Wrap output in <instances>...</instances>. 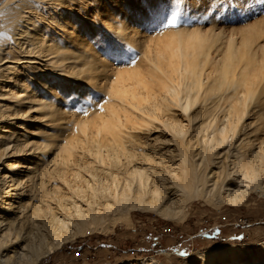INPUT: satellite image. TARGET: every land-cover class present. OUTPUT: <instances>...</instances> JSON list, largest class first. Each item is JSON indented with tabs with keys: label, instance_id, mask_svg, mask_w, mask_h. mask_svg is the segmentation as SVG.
<instances>
[{
	"label": "rangeland",
	"instance_id": "rangeland-1",
	"mask_svg": "<svg viewBox=\"0 0 264 264\" xmlns=\"http://www.w3.org/2000/svg\"><path fill=\"white\" fill-rule=\"evenodd\" d=\"M68 1L74 6L72 11L81 15L76 26L84 34L86 42L89 41L87 52L104 64L106 78L103 80L102 77L97 83L77 81L67 76L72 79L75 92L71 107L77 109L76 115L82 107L86 108L87 117L72 119L69 116L58 127V133L51 132L56 136L62 135L61 140L68 144L71 141L77 143L78 147L73 148L70 159L62 157L61 150L59 158L68 159L65 163H56L49 167V171L46 170L49 168L40 169L36 173L38 177H34L37 183H34L32 191L16 186L12 202L17 214L0 219V242L3 241L1 231L5 225L11 226L18 219L16 226H22L18 228L22 245L30 243L31 234L35 232L40 236L43 247L54 246L49 256L56 261L63 259L67 262L68 258H73L66 256L65 250L75 251L85 243L94 248L99 245L98 252L85 249L83 257L77 258L74 264L134 262L140 256L129 255L130 249L142 233L146 234V242L142 245L146 246L147 253L141 255L154 258V264H185L196 253L222 244H257L260 247L264 243V194L249 190L247 199L234 206L225 202L223 196L211 195L207 187L201 197L196 195L186 200L177 191L172 177L174 173L181 176L184 168L179 162L180 146L177 142L192 154L196 163L203 166L207 186L213 182L210 177L215 171H218L219 184L227 180L224 171H232L234 157L243 150L247 153L244 162L253 158L257 170L264 174V164H258L254 157L260 144L253 131L255 127L250 123L256 113H248L239 121L237 111L241 108L250 111L253 104L264 107V0ZM173 17L175 26L165 27ZM158 19L162 20L157 22ZM107 25L111 28L105 29ZM101 31L105 34L102 39L99 37ZM63 50L60 47V52ZM96 75L93 71L92 76ZM58 76L63 79L61 74ZM200 79L205 82V87L201 91V101H198L199 83L190 89L186 87L191 80ZM213 81L216 83H211ZM206 84L215 95L206 93ZM3 87L0 82V89ZM173 89H178L182 97L176 99L171 93ZM186 90L189 96L184 95ZM228 94L230 99L226 100ZM208 97L211 98L208 100ZM205 98L206 105L201 107ZM23 111L25 121L18 123L30 129L35 120L43 119L37 112L27 108ZM5 122L2 121L0 126H7ZM203 123L208 132L202 127ZM10 127L14 130L15 125ZM221 127L225 129L221 131ZM199 128L200 136L197 132L195 135ZM215 128L217 131L214 133ZM207 133L211 139L214 138L210 146L205 137ZM118 136L122 138L121 148L125 154L115 148ZM43 139L36 136L34 140ZM216 146L220 149L211 156L210 152ZM202 150L206 151L205 158ZM14 152L0 157V166L6 161L19 160L9 157ZM24 156V159L28 158ZM134 168L143 171L148 184L153 183L152 189L150 185L145 188L147 197L144 203L160 210L168 208L173 217L140 207H123L120 211L116 207L109 214L104 211L106 199L100 193L101 188L110 187L114 191V185L131 183L138 186L140 181L137 174L132 173ZM24 175L27 176L26 173ZM69 176L72 182L68 180ZM262 178L259 181L244 176L243 179L250 186L256 183L264 186V175ZM228 183L237 185L233 176ZM154 191L159 192L158 198L161 197L162 203L153 199ZM90 205L94 210L91 216L103 213L107 223L99 232L82 234L87 230L84 227L81 234H77L81 223L89 217L76 215H83L81 210L89 211ZM127 209L130 220H126L129 222L125 218L116 220L123 213L121 210ZM5 220L12 221L9 224ZM139 224L142 231L137 227ZM154 225L172 230L161 239L165 255L156 254L157 246L152 239L157 233L152 228ZM204 231V239L193 241L190 237ZM40 238L38 242H41ZM114 242L116 255L102 250ZM14 247L9 245L0 251V257L14 256ZM105 254L111 257L109 263L102 261ZM11 260V264H18V260Z\"/></svg>",
	"mask_w": 264,
	"mask_h": 264
},
{
	"label": "bare ground",
	"instance_id": "bare-ground-1",
	"mask_svg": "<svg viewBox=\"0 0 264 264\" xmlns=\"http://www.w3.org/2000/svg\"><path fill=\"white\" fill-rule=\"evenodd\" d=\"M71 8H74V6L71 5L68 0H0V82L4 84V87L0 89V123L6 120L5 123L8 124L7 126H0V157H4L8 155L9 152L15 151L14 155L9 157H12V159L14 157L19 158V160L16 159L14 161L3 162L4 164L1 162L0 219L10 218L17 214L14 212L16 208L13 206L12 202L16 186H21L23 189L29 188L30 191H32L35 185L34 183H37L34 177L40 169L49 168L53 165L55 166L57 165L56 163L59 164V162H61V164L65 163L68 159L64 160L59 158L61 150H63L61 156L64 158L67 156V158L70 159V154L74 153L73 148L78 147L77 143H72L71 141L68 144L64 140H61L63 139L62 135L59 134L56 136L51 132L53 130L58 133V127L69 116L72 119L76 116L87 117V112L85 114L84 111H81L76 115L75 112L77 109L71 107L75 101V92L72 88L73 81L72 79H68L67 76H71V78L77 81L84 80L97 83L101 81L102 77L103 80L106 78V74L103 73L104 64L101 63L98 57L90 55L87 52L86 45H88L89 41L86 42L83 36L84 34H82V31L76 26V21H79L81 15L72 11ZM76 15L78 18H75ZM110 26H112V24H110ZM110 26H105V29H110ZM103 33L104 31L99 33L101 39L105 35H103ZM60 47L64 48L62 52H60ZM253 65H255V59H253ZM93 71L97 74L96 76H92ZM58 74H61L63 79H60ZM197 83H199L197 93L199 94L200 91V94L196 99L199 101L201 98V91L203 87H205V82L203 80H191L186 89L193 88V84ZM211 83H216V81ZM209 84H206L205 91L213 96L215 94H211V91L207 89ZM186 92L187 93L184 95L189 96V91L186 90ZM171 93H173L176 99L177 97H182L181 93H178V89H173ZM229 95L230 94L225 97L226 100L230 99ZM210 98L211 97H208L207 99L209 100ZM207 99H202L201 107L206 105L205 100ZM186 106L188 107V104ZM201 107L199 108L200 110ZM24 108L39 113L43 118L41 121L35 120L31 129L23 123H18L19 121H25L23 119V117H25L23 114ZM237 111H239L240 115L238 117L239 121L244 119L248 113H256V115L252 117L250 123V126L255 127L253 131L260 144L257 151L254 152V157L257 158L258 164L259 162L264 164V107L261 108L253 104L250 111L248 109L245 111L244 108L243 110L242 108L237 109ZM11 125H15L14 130L10 127ZM202 127L208 132L204 123ZM224 129L225 127H221V131ZM16 130L21 132H16ZM215 131H217V128L214 129V133ZM199 133H201L200 128L197 131L195 130V135L197 134L200 136ZM117 134L119 135V133ZM36 136L38 139L44 138L43 141L34 140ZM49 137L54 139H50ZM205 137H207L206 140H208L207 143L210 146L214 142V138L211 139L208 133ZM21 138H29L32 140L21 141ZM223 140L227 139L223 137ZM114 143L115 148H118L123 153L124 150L121 148V136H118ZM180 143L184 142L181 141ZM177 145L180 146L178 155L179 162L184 165V168L182 169L181 176L179 173H174L172 179L177 191H180L186 200L193 196L195 198L196 195H203L207 187L211 195L218 194L219 196H223L225 202L234 206L242 204L247 199L249 190L259 191L264 194V186H262V184L256 183L254 186H250L246 184L243 179L244 176H246L247 178L258 179L260 181L263 179L262 177L264 175L257 170L258 167L256 168L254 162H252L253 158L244 162L243 158L247 154L245 150L241 151L239 155L236 154L234 157L235 160L233 161L232 171H224L223 174L227 180L219 184L220 179L219 176L216 175L218 171H215L210 177L213 182L207 186L208 180L204 173L203 166L193 160V156L189 151L185 149L186 153L184 152L185 150L182 144L179 145V142H177ZM218 148L220 149V146H216L213 152H210V155H216L219 150ZM202 152L205 158L206 151L202 150ZM24 153H28L29 155L24 156ZM23 156L28 158L24 159ZM126 158H128L127 155ZM46 170L49 171L50 168ZM67 171H69V169ZM241 171H243V173H241ZM142 172V170L137 168H134L132 172L136 173L137 177H139L140 184L138 186H133L131 183H126L124 185L119 184L118 186L114 185V191L111 190L110 187H100L102 189L100 193H102L103 197L106 199L103 209L107 214L116 207H119L118 211L123 207H129L131 209L140 207L156 211L161 215H167L169 218L173 217L170 215V209L168 208L160 210L161 208L154 205L148 206L144 203V199L147 197L144 192L145 188L150 185L152 189L153 183L148 184L143 178ZM24 173H26L27 176L29 175L25 182H31L29 183L30 185L25 184V182L22 183L23 179L27 177ZM78 173L79 172H77V176H79ZM237 175L238 177L236 178L235 176ZM231 176H233L237 185L228 183ZM36 177L38 176L36 175ZM71 178L69 176L68 180L70 182H72ZM173 194L175 193H171V195ZM152 197L156 201L162 203L161 197L158 198V191L152 192ZM17 208L20 209L21 207L18 205ZM77 209L82 208L77 207ZM93 211V207L90 205L89 211L81 210L83 215H76L79 218H84L86 215L89 217V219H85L81 223L82 226L79 227L77 234H81L80 231H83L84 227L87 228V230L82 232V234H93L101 231L105 226V223H107L106 220L108 219L104 217L103 213L97 217L91 216ZM121 212L123 213H120V216L116 218V220L120 218L130 220L128 209L126 211L121 210ZM17 220L18 219L12 223V220H5L9 222V224L11 223V226L5 225V228L1 231V238L3 241L0 242V251L7 249L9 245H14L16 247L13 251L14 256H1L0 258L4 264H11V259L13 258L18 260V264H37L43 257L52 253L54 246L47 245L43 247L40 236L35 232L31 234L32 241L22 245L20 241L21 236L18 232V228H22V226H16ZM112 220L115 219L113 218ZM129 220H126V222H129ZM26 236H30L29 233H26ZM38 238H40L41 242H38ZM154 262V258L148 257L136 259L134 262L126 261L125 264H154ZM263 263L264 243L261 244L260 247H257V244H222L221 246L196 253V255L188 259L185 264Z\"/></svg>",
	"mask_w": 264,
	"mask_h": 264
},
{
	"label": "built area",
	"instance_id": "built-area-1",
	"mask_svg": "<svg viewBox=\"0 0 264 264\" xmlns=\"http://www.w3.org/2000/svg\"><path fill=\"white\" fill-rule=\"evenodd\" d=\"M226 218H224L225 220ZM140 223V222H139ZM141 224V223H140ZM138 225L137 227L140 229L141 225ZM212 227H216V226H212ZM152 228H154V232H157L155 233L156 236H153L152 239L154 240L155 242V245L157 246V249H156V254H159V255H165V252H164V246L162 244V236H167L168 234H170L172 232L171 229H168L166 227H157L156 225H154ZM214 228H210L209 230H213ZM141 230V229H140ZM142 231V230H141ZM205 231L203 233H199L198 235H192L190 236L192 238V240H196L197 238H200V239H204L205 238V235H204ZM204 235V236H203ZM146 234L145 233H142L141 237L138 238V240L136 241V244L134 246H132V248L130 249L131 252L129 253V255H131L132 257H136V256H140L138 259H141V258H146V257H143L141 254H140V245L145 243L146 242ZM99 247V245H97ZM91 250L94 251V252H97L96 251V248L94 247H91ZM66 256H72L75 260H77V258L80 260L83 255L85 254V249L83 248H77L75 251H72L71 249H68V250H65L64 251ZM44 260V262H42ZM43 260L41 261H38L37 264H67L66 260H63V259H59V260H55L54 258H50V256H46L45 258H43ZM0 264H4L2 259L0 258Z\"/></svg>",
	"mask_w": 264,
	"mask_h": 264
},
{
	"label": "crops",
	"instance_id": "crops-1",
	"mask_svg": "<svg viewBox=\"0 0 264 264\" xmlns=\"http://www.w3.org/2000/svg\"><path fill=\"white\" fill-rule=\"evenodd\" d=\"M148 242H150V241H148ZM148 242H147V243H148ZM115 244H116L115 242H114L113 244H109V245H108L109 247H104V249H102V250H104V251H108V252H111V255H112V254L116 255L117 248L114 247ZM143 244H144V243H143ZM141 245H142V244H141ZM91 247H94V246L89 245V244H87V243H85V245H81V246H79V248L88 249V250L92 251V250H91ZM140 247H141V246H140ZM102 248H103V247H102ZM141 248H142V249H139V250H140V254H146V253H147V252H146L147 250H145V249H146V246H145V245H142ZM164 248H165V246H164ZM97 249H98V247H96V251H97ZM99 250H101V248H100ZM141 250H143V251H141ZM97 252H98V251H97ZM108 259H111V257H110L109 255L105 254V256H104V258L102 259V261H103L104 263H109ZM74 261L76 262L75 259H73V258H68V259H67V264H74V263H73Z\"/></svg>",
	"mask_w": 264,
	"mask_h": 264
},
{
	"label": "snow or ice",
	"instance_id": "snow-or-ice-1",
	"mask_svg": "<svg viewBox=\"0 0 264 264\" xmlns=\"http://www.w3.org/2000/svg\"><path fill=\"white\" fill-rule=\"evenodd\" d=\"M160 20H162V19H158L157 22L160 21ZM172 26H175V19H174V17H173L172 20H169L168 23L165 25V27H172ZM81 111H84L85 114H86L87 109L84 108V107H82L81 108ZM182 255H187V253H182Z\"/></svg>",
	"mask_w": 264,
	"mask_h": 264
}]
</instances>
